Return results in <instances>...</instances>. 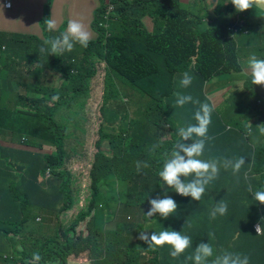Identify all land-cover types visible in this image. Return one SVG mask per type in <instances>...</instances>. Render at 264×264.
Masks as SVG:
<instances>
[{
	"label": "trees",
	"instance_id": "obj_1",
	"mask_svg": "<svg viewBox=\"0 0 264 264\" xmlns=\"http://www.w3.org/2000/svg\"><path fill=\"white\" fill-rule=\"evenodd\" d=\"M222 1L226 2L222 7L236 10L231 0ZM241 12L243 21L230 27H246ZM230 14L234 13H215L219 24L198 33L200 43L195 45L191 17L179 7V0H98L90 23L94 36L88 46L77 43L62 56L39 52L44 40L61 34L48 31V16L42 15L39 34L0 31V264H31L37 252L42 256L40 264H65L78 251L80 223L93 224L100 218L103 225L112 220L116 227L91 228L92 264H100L105 254L113 252L111 238L116 234L125 236L121 264H192L186 257L199 243L207 242L215 252L246 254L249 264H264V234H257L255 228L257 224L264 228V204L247 191L249 187L264 190V144L251 142L252 135L259 134L258 125L264 126L263 120L256 125L250 122L251 112H258L255 97L242 100L245 103L239 105L237 114L231 105L227 111L234 117L229 123L214 110L210 139L200 157L244 156L238 173L221 168L200 201L170 187L165 194L158 175L165 154L171 153L179 139V128L195 123L198 105L175 107L174 93L191 94L216 107L206 95V82L212 71L215 76L228 71L229 59L234 58L235 40L224 35L230 31ZM144 16L153 19L152 32L144 29ZM181 64H191L200 76L188 88H180L179 78H172ZM98 66L102 70L99 108L88 128L71 117L81 118ZM45 71L56 75V85L44 84L49 79L43 78ZM54 95L59 96L55 102ZM63 109L67 115L60 113ZM68 124L72 130L68 131ZM127 136L131 140L124 146ZM76 137L90 141L85 161L73 145L81 142ZM154 144L160 147L150 151ZM137 161H147L150 167L138 172ZM77 166L82 173V209L76 208L71 191L70 169ZM117 178L126 183L120 202L114 191ZM165 195L176 201L175 215L166 220L159 214L144 215L149 199ZM221 199L227 202V215L209 219L210 210ZM146 226L152 233L181 231L192 237V248L179 258L169 255L167 244L149 248L138 238L140 231L148 230Z\"/></svg>",
	"mask_w": 264,
	"mask_h": 264
},
{
	"label": "clouds",
	"instance_id": "obj_2",
	"mask_svg": "<svg viewBox=\"0 0 264 264\" xmlns=\"http://www.w3.org/2000/svg\"><path fill=\"white\" fill-rule=\"evenodd\" d=\"M231 3L237 12L245 11L252 7L264 6V0H231ZM46 27L48 31L54 30L57 27V21L51 18L47 19ZM91 38V33L87 27L80 20L72 19L68 21L66 31L57 37L44 40L39 52L46 56L49 54L62 56L64 52L72 51L77 43L82 47H87ZM248 65L251 70L252 84L264 86V59H259L253 54L249 58ZM193 79V74L185 71L179 78L178 86L180 88H188L192 84ZM174 96L176 97L174 101L175 107H183L189 103L198 105V107L193 113L195 123L179 128V139L176 141L171 153L165 154L166 158L163 161L162 170L158 173L159 178L163 181L160 186L165 194L170 187L181 196L191 197L193 200L200 201L205 196L208 186L218 178L221 168L225 170L231 169L235 174L240 171L245 164V160L244 156L235 159L228 157L201 159L200 157L204 155L206 142L210 139L208 129L212 122V113L215 107L213 104L195 99L191 94L175 92ZM58 99V95L52 97L53 102ZM260 125H258V131L261 135H264V126ZM249 127H251L250 124ZM189 140H191V143H185V141ZM158 147H160L159 144H154L150 151ZM148 167H150V164L147 161L136 162L138 172L142 168ZM247 191L252 193L255 201L264 204V190L254 191L249 187ZM148 203L150 208L144 215L149 218L153 217L154 214H159L160 217L166 220L169 216L177 213L178 205L170 196L152 198L148 200ZM227 212V202L221 199L210 210L209 219L214 220L218 215H227ZM148 228L150 227H145V229ZM256 233L264 234V228L260 224L256 225ZM138 238L147 243L148 247L169 245L171 247L169 255L172 258H179L189 248H192L191 236L171 229H164L158 233L154 231L150 237L145 231H140ZM210 258L213 259L210 260ZM186 259L192 261V264H249V256L246 254L225 250L221 254L216 255L212 244L209 242L199 243L194 248L192 255L186 257ZM41 260V254L39 252L34 253L31 264H40Z\"/></svg>",
	"mask_w": 264,
	"mask_h": 264
},
{
	"label": "crops",
	"instance_id": "obj_3",
	"mask_svg": "<svg viewBox=\"0 0 264 264\" xmlns=\"http://www.w3.org/2000/svg\"><path fill=\"white\" fill-rule=\"evenodd\" d=\"M45 0H9V5H5V0H0V31L6 32H13V33H24V34H39L42 32L40 26V20L42 18V10H43V3ZM63 1L64 0H52L49 2V10H48V19H55L57 21V27L54 29L58 33H62L59 28L62 25L63 21ZM82 1V3L77 4V2ZM89 0H71L72 5L74 4L75 9L72 10L73 19L80 20L83 24L87 23L89 26L91 23V19L87 17V20H83V16H81L78 12L87 16L88 13V3H85ZM97 4L93 7L98 6ZM226 2L220 0H179V7L185 10L191 17L192 23L190 24V29L194 37V44H199L200 39L198 37V33H201L210 26L215 25L217 26L220 20L218 15L215 13H221L224 11H231L234 14L228 18V32H225V36L228 38H232L235 40V47L231 51H235L233 54L234 58H230L231 61L230 69L228 71L221 72L220 74L213 77V83L216 78H222L224 74H226V78H233L231 81L229 80L224 85L214 84L215 86L209 87L206 84V95L213 100V103L216 105L218 104V100L223 98H228L229 93L231 91L230 85L234 82V75L238 74L239 79L241 81L242 76H247V61L249 60L250 56L247 55L249 51H252L259 46L264 48V32L263 35L260 36L258 32L263 28L264 29V6L260 7H252L249 8L244 12L246 27L239 28V27H230L232 23L235 21H243L241 19L242 12H237L236 10L226 9L222 7L225 5ZM92 8V9H93ZM77 9V11H76ZM91 9V10H92ZM235 14H239L240 17L234 18ZM92 16V15H91ZM90 16V17H91ZM142 23L144 29L147 32H152L154 27L153 19L150 16H144L142 18ZM226 26V27H227ZM91 37L93 38L94 32L89 27ZM226 29V30H227ZM257 58L264 59V50L258 54ZM224 61H227V58H224ZM191 63H194L195 60L191 59ZM185 71H188L193 74L194 78H200L198 71L195 72V68L190 65H179L176 67V73L172 75V78H180L181 74ZM211 75H214V71L211 72ZM245 83L247 82L244 81ZM262 97L264 99V94L260 90ZM264 105V101L262 103ZM222 107V106H221ZM223 110L227 111L225 107H222ZM257 115H260L262 119H264V113L257 112ZM256 125V124H254ZM1 143L4 145H8V141L1 140ZM254 143L259 145L264 144V139L257 138L255 139ZM263 156V153H260ZM77 167H72L70 171L73 173V184H72V197L74 198L75 206L78 209L83 208V192H82V173L77 171ZM39 217V216H38ZM40 218V217H39ZM36 222H40L36 220ZM99 226H103L105 230H113L116 225L115 222L112 220H108L107 223L104 225L102 224L101 218L96 219L93 224L89 222H82L78 226L77 235L80 237V243L78 244V251L73 256L69 257L65 264H92V255L90 249V234L91 228H96ZM97 229V228H96ZM46 231V224L42 229V232ZM149 237L151 236L152 232L150 229L145 231ZM124 238L125 236L122 234H116L111 239L113 241L114 247L113 252L111 254H105L100 261V264H121L120 257L122 256V251L124 250ZM17 244L16 246L19 247V239L16 238ZM3 242V241H0ZM243 243V242H242ZM148 246V244L146 243ZM150 248V247H149ZM155 248V247H154ZM156 250V248H155ZM171 251V248H170ZM216 255L221 254V252H215ZM153 255V253L148 254V256ZM214 258V257H213ZM213 258H210L213 259ZM109 260V262H106ZM28 264V263H25ZM157 264V263H155Z\"/></svg>",
	"mask_w": 264,
	"mask_h": 264
},
{
	"label": "rangeland",
	"instance_id": "obj_4",
	"mask_svg": "<svg viewBox=\"0 0 264 264\" xmlns=\"http://www.w3.org/2000/svg\"><path fill=\"white\" fill-rule=\"evenodd\" d=\"M52 0H45L43 3V10H42V14H44L47 18L48 16V10H49V2H51ZM82 3V1L77 2V4ZM85 3H88V13L87 16L85 14V16L83 14H81L80 12L76 11L83 16V20H87V17L91 19V15L93 13V7L97 4L96 0H89ZM93 8V9H92ZM75 9L74 4L72 5L71 0H64L63 1V21H62V25L60 26V30L61 31H66L67 29V24L69 20L73 19V13L72 10ZM92 9V10H91ZM240 17L239 14H235L234 18ZM87 29L90 32L89 26L87 23L84 24ZM264 29L262 28L258 34L260 36L263 35ZM264 50V48H261V46H259L258 48L249 51L247 53L248 56H251L253 54H255L256 56H258L259 53H261ZM249 61V60H248ZM248 61H247V76L244 77L242 76V78L245 79H241V81H238L239 79V75L235 74L234 75V82L230 85V93H229V97L228 98H223L222 102L220 103V105H215V110H219L221 112L222 118L224 123H229L232 119V117H234V114L236 112H238V107L241 103H245L248 100L249 96H253L256 98V111L258 112H262L264 113V105H262L263 103V98L260 97L262 95V93L260 92L261 88L264 89V86L262 85H257V84H252V79H251V75H250V68L248 65ZM102 66V65H101ZM101 66L97 67V72L94 73L93 77L91 78L90 82H89V88H88V94L85 100V105L82 109V111L80 112L81 118H79L78 116H74L71 117V121H83L85 123V125L88 128L92 127V119H93V113L95 112V110L98 111L99 105L98 104V100H99V96H100V81L102 79V70H101ZM213 77H215V75H211L206 84L209 82L208 86H215L214 84H218L219 85H224L226 84L229 80L231 81L233 78H226V74L223 75L222 78H216L214 80L213 83ZM43 78H49L48 81H44V84H50V85H56L58 82V78H56V75L50 74L49 72L45 71L43 72ZM247 82L245 83L244 81ZM17 91V88H16ZM262 91V90H261ZM123 100H125V98L123 97ZM242 100H245L242 101ZM231 105H235L236 109L234 110V112H229V111H225L222 109V107H225L227 110L230 109ZM222 106V107H221ZM61 114H66L67 115V111L65 109H63L62 111H60ZM251 123L254 124H258L261 120L264 121V119H262V117L260 115L254 114L251 112ZM68 131L73 129L72 124H68ZM118 134V133H117ZM117 134L114 136V145H116L117 143ZM79 141H81L80 143H74V147L76 149L77 154H80V156L84 159V161L87 159L88 155H89V146H90V141L87 138H79L76 137ZM257 138H261L264 139V135H261L260 133L257 135ZM256 139V137L254 136V134L251 137V142H254ZM131 138L129 136L126 137V139L123 141V145L127 146L129 145ZM11 143H8V145ZM76 158H79L78 156H76ZM81 166L83 167V169H85V164H81ZM126 185V183L124 181H122L120 178H117V180H115V185H116V189L114 190L117 193V198H118V202L122 201L121 199L124 198L125 196V187L123 185ZM112 230V229H111ZM109 234H111L109 232ZM150 264V263H147Z\"/></svg>",
	"mask_w": 264,
	"mask_h": 264
},
{
	"label": "built area",
	"instance_id": "obj_5",
	"mask_svg": "<svg viewBox=\"0 0 264 264\" xmlns=\"http://www.w3.org/2000/svg\"><path fill=\"white\" fill-rule=\"evenodd\" d=\"M5 5H6V6H9V0H5ZM111 8H112V5L109 4V5H108V9H111ZM240 22H241V21H240ZM47 174H48V171L45 172V175H47ZM255 228H256V227H255Z\"/></svg>",
	"mask_w": 264,
	"mask_h": 264
}]
</instances>
